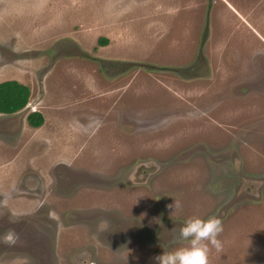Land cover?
Here are the masks:
<instances>
[{
	"label": "rangeland",
	"instance_id": "1",
	"mask_svg": "<svg viewBox=\"0 0 264 264\" xmlns=\"http://www.w3.org/2000/svg\"><path fill=\"white\" fill-rule=\"evenodd\" d=\"M5 81L0 264H155L190 216L264 264V0H0Z\"/></svg>",
	"mask_w": 264,
	"mask_h": 264
},
{
	"label": "clouds",
	"instance_id": "2",
	"mask_svg": "<svg viewBox=\"0 0 264 264\" xmlns=\"http://www.w3.org/2000/svg\"><path fill=\"white\" fill-rule=\"evenodd\" d=\"M176 207H179V202H176ZM221 231V222L215 216L186 217L175 237L181 242L180 246L153 257L155 264H208V245L219 251L220 244L216 237ZM0 242L14 243V234L9 231L0 237Z\"/></svg>",
	"mask_w": 264,
	"mask_h": 264
},
{
	"label": "trees",
	"instance_id": "3",
	"mask_svg": "<svg viewBox=\"0 0 264 264\" xmlns=\"http://www.w3.org/2000/svg\"><path fill=\"white\" fill-rule=\"evenodd\" d=\"M105 39H102V42ZM29 88L16 81L0 83V113L13 114L23 109L29 99ZM27 123L32 127H39L44 120L40 112L31 111L26 116Z\"/></svg>",
	"mask_w": 264,
	"mask_h": 264
},
{
	"label": "crops",
	"instance_id": "4",
	"mask_svg": "<svg viewBox=\"0 0 264 264\" xmlns=\"http://www.w3.org/2000/svg\"><path fill=\"white\" fill-rule=\"evenodd\" d=\"M18 83H19V82H18ZM20 84H21V83H20ZM28 88H29V87H28ZM29 91H30V94H31L32 92H31L30 88H29ZM30 94H29L28 102L32 99ZM27 105H28V103H27ZM27 105H26L25 107H27ZM25 107H24V108H25ZM24 108H23V109H24ZM32 111H36V110H32ZM18 112H19V111H18ZM18 112L13 113V114H11V115H15V114H17ZM30 112H31V111H30ZM28 113H29V112H28ZM28 113H27V114H28ZM41 115H42V114H41ZM42 117H43V116H42ZM43 120H44V119H43ZM25 122H26V116H25ZM22 123H24V121H23ZM43 123H44V122H43ZM27 125H28V124H27ZM34 129H35V128H34Z\"/></svg>",
	"mask_w": 264,
	"mask_h": 264
}]
</instances>
